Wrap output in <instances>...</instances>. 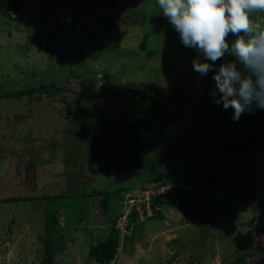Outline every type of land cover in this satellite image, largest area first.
Instances as JSON below:
<instances>
[{"label": "rangeland", "instance_id": "1", "mask_svg": "<svg viewBox=\"0 0 264 264\" xmlns=\"http://www.w3.org/2000/svg\"><path fill=\"white\" fill-rule=\"evenodd\" d=\"M12 2L18 14L2 13ZM0 11V201L36 198L0 203V264H39L45 236L55 264H100L89 248L111 225L100 198L81 194L142 176L172 178L168 191H200L209 177L204 195L215 201L206 208L174 191L182 209L149 210L111 264H229L237 251L250 253L244 264H264V143L223 148L242 122L214 102L215 82L195 122L208 74L194 71L199 53L154 1L0 0ZM252 18L264 22V12ZM221 183L233 184L230 209L214 196Z\"/></svg>", "mask_w": 264, "mask_h": 264}, {"label": "clouds", "instance_id": "2", "mask_svg": "<svg viewBox=\"0 0 264 264\" xmlns=\"http://www.w3.org/2000/svg\"><path fill=\"white\" fill-rule=\"evenodd\" d=\"M156 3L179 33L183 46L199 53L192 61L194 71L201 75L214 72L215 85L211 95L225 110H234L233 121L238 122L253 106L264 109V22L252 18L253 13L264 12V0H156ZM229 35L235 37L231 45L227 40ZM226 53L235 59L217 68L216 61L223 59ZM137 219H130L128 236H131L133 226L140 222ZM119 246L118 232V246L109 264L120 253L117 252Z\"/></svg>", "mask_w": 264, "mask_h": 264}, {"label": "trees", "instance_id": "3", "mask_svg": "<svg viewBox=\"0 0 264 264\" xmlns=\"http://www.w3.org/2000/svg\"><path fill=\"white\" fill-rule=\"evenodd\" d=\"M156 3V0H152ZM157 4V3H156ZM18 5L16 2H12L10 5L1 8L2 13H9L11 12H18V8H16ZM159 9V7H158ZM161 10V9H159ZM0 11V12H1ZM130 12H134V10H129ZM231 36V35H230ZM234 60V59H233ZM232 60V61H233ZM239 67V65H238ZM214 72L210 71L208 73L207 83L205 85L204 92L202 94V97L200 99L198 110L196 114L195 122H197L198 118L200 117V114L203 112L204 104L206 102V98L208 95V89L214 84L213 80ZM57 85L54 83H49L47 85H42L41 89L45 92H49L51 88H55ZM34 93L35 88L29 89L26 91H20L17 94L18 95H25L26 93ZM141 96H144V92H138ZM14 96V93H11L9 96ZM1 99V98H0ZM85 106V105H83ZM233 112L234 110L231 109ZM242 122V123H241ZM241 123L242 128L239 129L238 133L239 136L237 138H233L232 140L228 139L226 142H223L225 150L229 151H235L241 150V151H247L251 149H256L257 146L264 143V109H259L253 106V108L250 111H246L243 113L238 121V124ZM131 133V132H130ZM189 145L195 144V142L189 141ZM112 154V153H111ZM111 154H107V157H110ZM178 166V163L175 162ZM168 166H171L170 164ZM172 175L175 173V169L171 168ZM172 180V178H164L162 176L154 177L150 179L144 178V176L140 177L138 181H132V182H126L128 184L120 186L118 188H114L113 190H99V189H92L90 192H84V193H75L71 195L67 194H58L53 196H47L42 195V199H64L66 197L74 198L77 197L79 194L83 196L88 197H95L100 198L99 205L101 206L107 222L111 225L110 226V233L107 235L105 240H99L95 245H92L89 248L88 257L90 260H94L95 262H98L100 264H109V262L113 259L114 254L116 252V247L118 246V232L114 227V224L118 218V216L121 214V202L123 201V195L126 193L133 192L136 190V187H133V184L138 182L141 185L144 186L147 183L150 182H162L167 183L168 180ZM209 184V177L205 178L201 181V190L200 191H193V190H169L165 192L163 195L160 196H153L151 200V210L153 213L156 212L155 208L162 207V206H169L176 210L182 209V204L172 201L169 196H172L174 191L175 193L178 192V194L183 195H189L194 196L195 200L201 202L206 208H209V205L213 203L215 200L213 197H208V195H204V192H209L210 189L205 188L206 186H210ZM221 186L223 187L222 190L216 192L214 194L215 198L220 203L221 207L226 209H230L233 202L231 199V192L233 188V184L228 183H221ZM190 197V198H191ZM212 198V199H211ZM36 200L33 196H22V197H11L4 199L0 201V203H21V202H28V201H34ZM119 210V211H118ZM118 212V214H117ZM207 213V212H206ZM206 213H201L200 218L203 219V222L207 223L210 220V217L206 216ZM209 213V211H208ZM207 213V214H208ZM66 219L68 221V217L65 215ZM136 217H138L137 212L133 211L131 214V220H134ZM153 218H155L153 216ZM52 224L55 226L58 224V216L56 213H53L52 215ZM140 223V222H138ZM46 228L47 225H46ZM45 228V230H46ZM48 231V229H47ZM137 232V228L133 229V232L131 236L126 237V240H131L134 235ZM71 236V232L69 233ZM46 235V233H45ZM40 241L42 243V252H41V259L39 260V264H55V257L54 252L56 250L53 249V246L50 245L48 238L45 236V238L40 237ZM58 250V249H57ZM60 251H64L63 248H60ZM234 260H232L229 264H244L245 259L250 256L249 252L240 253L237 251L235 252Z\"/></svg>", "mask_w": 264, "mask_h": 264}, {"label": "built area", "instance_id": "4", "mask_svg": "<svg viewBox=\"0 0 264 264\" xmlns=\"http://www.w3.org/2000/svg\"><path fill=\"white\" fill-rule=\"evenodd\" d=\"M11 16H14L13 12L11 13ZM165 188V185L162 183H150L144 185V188H142L140 191L134 190L133 192L125 194L124 199L121 202V215L118 217L115 225V228L119 232L120 242L117 252H120L122 249V244L124 243L126 236L130 235L131 227L129 228V222L133 211L137 212V220H140V218L144 217L149 212L153 196L162 195L165 193V191H167ZM135 222L136 221H134L133 224Z\"/></svg>", "mask_w": 264, "mask_h": 264}]
</instances>
